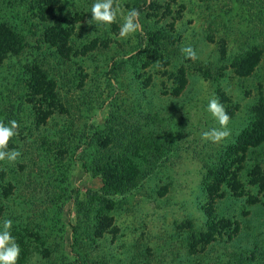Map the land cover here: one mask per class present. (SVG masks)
Here are the masks:
<instances>
[{
    "label": "rangeland",
    "instance_id": "374dc122",
    "mask_svg": "<svg viewBox=\"0 0 264 264\" xmlns=\"http://www.w3.org/2000/svg\"><path fill=\"white\" fill-rule=\"evenodd\" d=\"M59 1L56 16L44 19L29 0H2L27 43L0 61V120L18 121L7 147L21 151L14 163L0 161V219L13 221L19 259L27 250L24 264H264V187L253 178L264 175V143L231 167L230 183L215 195L205 190L209 169L264 95V0H115L125 12H140L142 31L127 39L117 38L119 19L110 27L88 23L92 0ZM55 20L75 26L69 55L44 39ZM189 45L196 59L181 52ZM255 48L259 64L244 74L236 60ZM29 63L55 77L64 104L43 124L27 96ZM182 67L188 83L174 95ZM213 97L230 116V135L219 142L201 135L219 127L207 111ZM130 125L174 147L138 187L115 196L99 236L94 212H79L77 204L103 182L79 158L90 152L92 136ZM206 207L238 222L237 235L193 246V236L209 229Z\"/></svg>",
    "mask_w": 264,
    "mask_h": 264
},
{
    "label": "trees",
    "instance_id": "16d2710c",
    "mask_svg": "<svg viewBox=\"0 0 264 264\" xmlns=\"http://www.w3.org/2000/svg\"><path fill=\"white\" fill-rule=\"evenodd\" d=\"M29 2L45 19L50 15L51 18L56 16L60 1L29 0ZM57 21L55 20L52 25L45 28L44 39L54 46L59 54L69 55L73 49L72 37L75 26L73 24L66 26ZM26 45L24 34L7 17L2 0H0V61L11 54L21 53L25 50ZM259 60L260 50L255 48L247 52L243 56V60L236 61L241 65L244 74H252L259 64ZM166 61L169 63V59ZM26 69L28 73L27 96L34 103L35 115L39 123L43 124L56 112L64 111L57 81L49 70L42 65L29 63ZM174 82L176 85L171 92L174 95H180L188 83L185 68H180L174 76ZM262 143H264V95L254 106L252 117L246 128L229 144L219 163L209 169L205 180V190L209 194L215 195L222 183H230L231 167L236 164L241 165L247 152L252 147H257ZM173 147L172 141L160 140L155 133L144 132L142 126L133 128L130 125V127L125 126V129L121 127L118 133L110 134L109 137L105 135L92 136V141L88 146L90 152L80 157L79 160L85 171L101 177L103 185L98 190H89L86 194L88 201L78 202L77 207L79 212L87 210L94 212L93 227L96 235H102L105 228L110 224L109 220L111 221L112 217L109 213L114 207L115 196L138 187L141 180L152 172ZM258 169L262 170L260 167ZM262 172L264 173L263 170ZM253 178L255 183H262L264 187V175L262 178L259 176ZM233 179L234 182H239L237 175H234ZM2 199L3 197L0 195V215L5 210ZM205 211L209 218V229L193 236V246H198L200 243H210L217 240L219 236L227 235L233 238L237 235L240 230L238 222H233L230 217H217L212 207H206ZM38 239L42 244L46 243L41 235L38 236ZM26 252L27 250L22 252L24 255L20 259L18 258L17 264L27 262L28 256L31 254L29 252L26 255ZM43 252L48 255L49 248L44 247ZM80 259H78L79 262L74 263L84 264L85 261Z\"/></svg>",
    "mask_w": 264,
    "mask_h": 264
},
{
    "label": "clouds",
    "instance_id": "9594fccd",
    "mask_svg": "<svg viewBox=\"0 0 264 264\" xmlns=\"http://www.w3.org/2000/svg\"><path fill=\"white\" fill-rule=\"evenodd\" d=\"M91 13L88 20L90 25L110 27L119 19V39H127L130 35L142 31L139 10L132 8L123 11L115 0H92L87 13ZM181 52L186 58L196 59L197 53L193 47L185 46ZM207 111L216 120L219 127H212L202 132V138L212 142H219L230 135L228 128L230 116L220 101L213 97L208 100ZM19 124L16 120H0V161L16 162L21 157L19 149H8L11 138L17 135ZM13 221L10 218L0 219V264H17L21 254V247L12 234Z\"/></svg>",
    "mask_w": 264,
    "mask_h": 264
}]
</instances>
